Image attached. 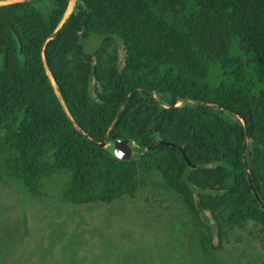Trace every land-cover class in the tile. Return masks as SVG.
I'll use <instances>...</instances> for the list:
<instances>
[{
    "label": "trees",
    "instance_id": "trees-1",
    "mask_svg": "<svg viewBox=\"0 0 264 264\" xmlns=\"http://www.w3.org/2000/svg\"><path fill=\"white\" fill-rule=\"evenodd\" d=\"M49 4L48 11L36 3ZM70 0L0 5V171L40 196L56 174L75 204L136 197L155 173L191 215L201 245L248 222L264 233V0ZM96 33L100 44L84 48ZM124 55H120V51ZM95 141L128 137L143 149L120 160ZM155 92L156 96L153 95ZM234 115V114H233ZM172 142L183 147L161 143ZM151 147V149H149Z\"/></svg>",
    "mask_w": 264,
    "mask_h": 264
},
{
    "label": "rangeland",
    "instance_id": "rangeland-1",
    "mask_svg": "<svg viewBox=\"0 0 264 264\" xmlns=\"http://www.w3.org/2000/svg\"><path fill=\"white\" fill-rule=\"evenodd\" d=\"M36 4L48 11L49 4ZM100 40L91 33L84 48L91 51ZM135 150L136 158L144 153ZM66 181L56 174L35 196L0 171V264H264L260 225L228 230L219 243L214 224L205 249L188 210L159 174L136 197L111 203L70 202Z\"/></svg>",
    "mask_w": 264,
    "mask_h": 264
},
{
    "label": "water",
    "instance_id": "water-1",
    "mask_svg": "<svg viewBox=\"0 0 264 264\" xmlns=\"http://www.w3.org/2000/svg\"><path fill=\"white\" fill-rule=\"evenodd\" d=\"M21 1H31V0H21ZM11 2H16V0H0V5L2 4H8V3H11ZM76 3H77V0H70V5L68 7V9L66 10L65 12V15L63 16L62 20L60 21L58 27L56 28V30L47 38L46 42L52 38H54L56 36V34L58 33V31L63 27V25L66 23L67 19L71 16V14L75 11L76 9ZM42 60H43V63H44V66L46 67V70H47V73L53 83V86L57 92V95L66 111V113L68 114L69 118L72 120V122L76 125L77 129L83 134L85 135L87 138H89L90 140L94 141L97 145H99L100 147H103L105 148L109 153H111L114 157L120 159V160H125V161H130L132 159L135 158V146H136V143L134 141H132L130 138L128 137H120V138H115V139H109L108 138V135H109V132L111 131V129L113 128V126L115 125L117 119L120 117L121 113H122V110H123V107H124V104H125V101L122 103V106L120 108V111L116 117V119L113 121L112 125L109 127L108 129V132H107V135L106 137L104 138L103 141H95L91 136H89L78 124L77 122L75 121V119L72 117L71 113L69 112L68 108H67V105L63 99V96L59 90V86L46 62V59H45V56H44V53L42 55ZM153 95L156 96L155 92L152 91ZM185 101H188V102H193V103H201V104H205V105H208V106H211V107H216V108H219V109H225V110H228L230 111L231 113L237 115L242 121H243V124L246 128V138H245V144H244V151H245V169H246V174H247V177H248V180L250 182V185H251V188H252V191L254 192V195L256 197V199L259 201V203L261 204V207L264 209V201L263 199L261 198V195L258 191V189L256 188L255 186V183H254V180L252 178V175H251V171H250V165H249V161L247 159V144L251 138V134H250V129H249V126H248V123L245 119V117L243 115H241L237 110L231 108V107H227V106H223L221 104H218V103H212V102H204V101H200V100H195V99H181L179 100L177 103H174L172 105L173 106H176V105H179L182 104L183 102ZM161 143H164V144H167V145H170V146H173V147H176L178 148L179 150H181L184 154V156L186 157L187 159V162L193 166H196L195 164H192L191 161L187 158L186 156V153L183 149V147L179 144H175V143H172V142H166L164 140H161L160 141ZM149 149H151V147H149Z\"/></svg>",
    "mask_w": 264,
    "mask_h": 264
}]
</instances>
